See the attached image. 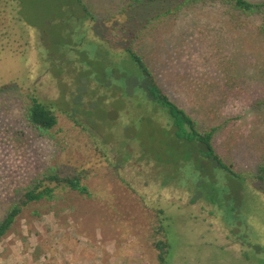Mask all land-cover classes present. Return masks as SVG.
Wrapping results in <instances>:
<instances>
[{
  "label": "rangeland",
  "instance_id": "rangeland-1",
  "mask_svg": "<svg viewBox=\"0 0 264 264\" xmlns=\"http://www.w3.org/2000/svg\"><path fill=\"white\" fill-rule=\"evenodd\" d=\"M64 2L0 0V87L5 86L0 91V222L50 169L87 173L91 195L60 189L54 199L29 206L0 241V264H159L158 208L172 218L170 264H264V197L257 198L251 186L242 189L251 193L244 200L240 240L212 205L191 203L186 188L161 187L158 171L138 155L124 159L131 149L122 146L137 134L142 148L158 139L137 123L122 91L85 93L76 83L75 66L93 58L86 50L92 46L104 52L95 54V67L114 59L115 54L106 56L105 38L112 45L123 43L125 27L89 28L82 13H69ZM84 2L103 21L126 8L129 0ZM143 8L134 47L159 84L202 129L217 127L216 150L255 182L264 163L260 18L241 16L238 27L231 20L232 7L221 0L171 13H165L167 4ZM68 23L74 26L67 33L63 27ZM48 39L65 42L61 49H50ZM33 92L72 115L59 112L58 125L40 133L26 117ZM82 96L81 110L73 109L71 104ZM97 96L101 104L98 99L92 104Z\"/></svg>",
  "mask_w": 264,
  "mask_h": 264
},
{
  "label": "trees",
  "instance_id": "trees-1",
  "mask_svg": "<svg viewBox=\"0 0 264 264\" xmlns=\"http://www.w3.org/2000/svg\"><path fill=\"white\" fill-rule=\"evenodd\" d=\"M208 1L216 0H129L126 8L103 21L95 17L84 0H65L63 8H69V13L79 10L83 20L87 22L84 23L85 26L89 28L115 26L119 23L125 27L123 43L119 41L115 43L120 45H112L105 38L104 44L109 47L106 56L115 54L114 59L95 67V54L99 56L104 52L92 46L86 50L91 52L93 58L86 64L78 60L75 66V70L78 71L76 83L84 87L85 93L99 94L102 88L122 91L124 104H128L132 115L135 119L137 118V123L148 129L149 137L158 139L155 144L149 143L140 148L136 143L139 138L137 134L130 139L129 143L122 146V148L131 149V151L126 150L124 159L129 160L133 155H138V160H143L153 170L158 171L161 187L186 188L190 193L191 203L200 201L212 205L213 210L220 213L224 223L226 222L233 230H237L234 235H236L235 238H239L241 236L238 234V226L240 221H243L240 218L244 209V200L251 193L249 190L245 192L242 189L247 190L246 186H251L257 198L261 195L264 197V163L259 165L258 172L254 175L255 182L249 176L237 171L232 164L227 163L214 145L217 127L202 129L198 121L173 100L159 84L149 63L134 47L136 30L142 25L141 17L146 11L143 7L167 4L165 13H171L173 9ZM221 1L232 7L234 12L230 14L231 20L238 27L242 26L241 16H258L261 20L258 32L264 36V1ZM75 21L79 23V19ZM73 26V23H68L63 29L69 32ZM60 41V39L49 41L50 45L52 44L50 49H61L60 43L64 40ZM73 62L75 64V61ZM4 88L5 86L0 87V91ZM84 96L76 103L73 102L71 107L81 110ZM99 96L91 103L93 104L97 99L100 101ZM29 97L31 103L27 108L26 117L40 133L48 134L58 125L59 112L69 117L72 115L71 110H63L57 102L46 100L37 92H33ZM87 117L91 124H95L91 116L87 115ZM73 119L91 135L88 126L74 117ZM102 153L103 157H108L105 160L110 161L107 150L106 152L102 150ZM87 177L88 174L83 171L61 173L55 169H50L38 176L1 220L0 241L9 234L18 218L29 206L54 199L60 189H69L81 195L90 196ZM155 215L158 221L156 233L159 236L155 242L158 249L157 260L159 264H170L172 245L169 233L172 218L163 208H158Z\"/></svg>",
  "mask_w": 264,
  "mask_h": 264
}]
</instances>
